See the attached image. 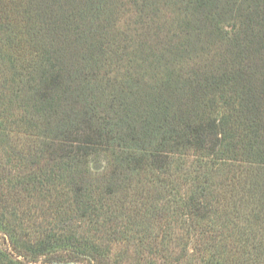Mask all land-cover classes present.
Listing matches in <instances>:
<instances>
[{
	"label": "trees",
	"instance_id": "16d2710c",
	"mask_svg": "<svg viewBox=\"0 0 264 264\" xmlns=\"http://www.w3.org/2000/svg\"><path fill=\"white\" fill-rule=\"evenodd\" d=\"M174 225L183 264H264V0H0V264Z\"/></svg>",
	"mask_w": 264,
	"mask_h": 264
},
{
	"label": "rangeland",
	"instance_id": "374dc122",
	"mask_svg": "<svg viewBox=\"0 0 264 264\" xmlns=\"http://www.w3.org/2000/svg\"><path fill=\"white\" fill-rule=\"evenodd\" d=\"M193 160V158L189 157L186 159L189 163ZM190 166V165H189ZM188 166V167H189ZM192 168L186 169V178L187 177H193L195 174L192 173L190 170ZM96 170H101L100 167H96ZM190 175V176H189ZM161 193H155L154 196L158 198ZM156 204L159 205V207L164 206L163 200L161 197L158 198L156 201ZM157 232L161 233V230L159 228H156ZM83 231V230H82ZM170 238L172 240L171 244L169 245V250L167 255L169 256H160L157 253L156 249H152V253L150 252V247L155 245H150V247L145 250L143 253H139L138 247L135 245L134 242H129L128 245L124 244H116L112 246V257L109 259L111 260V264H183L185 263V259H191L193 258V249L194 245L197 244L196 239L193 237V234H189V232L183 231L179 226L174 225V229L171 231ZM0 245L3 248H8L10 246V241L6 235H4L2 232H0ZM109 246V245H107ZM183 251V249H185ZM185 257V258H184ZM108 260V262H109ZM83 262H80L78 264H98L97 262H91L88 260H82ZM107 262V263H108ZM178 262V263H177ZM196 262V261H194Z\"/></svg>",
	"mask_w": 264,
	"mask_h": 264
}]
</instances>
